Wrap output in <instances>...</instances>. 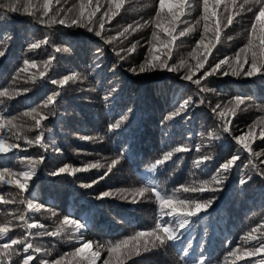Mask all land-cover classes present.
Wrapping results in <instances>:
<instances>
[{"label": "trees", "instance_id": "1", "mask_svg": "<svg viewBox=\"0 0 264 264\" xmlns=\"http://www.w3.org/2000/svg\"><path fill=\"white\" fill-rule=\"evenodd\" d=\"M78 2L67 0L64 3L61 0L65 9ZM167 2L174 4V0ZM187 3L191 7L185 8V15L177 24V40L173 43L169 64H179L181 60L195 64L189 53L203 32V6L202 0H187ZM240 3L243 0H237V8L232 9L233 12L239 10ZM100 4L97 17L108 6L107 0H100ZM158 6L159 0H124L119 14L110 23L105 18L102 35L105 38L115 37L111 44H105L104 40L84 28L61 25L49 28L22 12L8 13L6 9H0V49L7 47L6 56L0 58V90L10 86L30 89L26 94L6 100L0 105V114H21L30 107L41 105L54 89L60 90L39 77L36 82L25 83L24 76L27 74H21L13 82L12 77L25 58L43 62L55 56L50 78L60 79L72 73H79L82 77L62 90L56 105L57 114L46 122L51 129L45 132L49 142L47 150L28 146L21 140L14 141L21 145L20 150L0 155V168L6 166L14 170H21L23 157H46L30 190L24 193L26 199L43 207L39 211H31L18 202L0 203V223L11 220L10 227H13L9 236L0 242L24 237L25 229L20 228V222L15 219L20 212H25L30 222L44 226L32 229L33 233L55 232L65 217L80 220L86 225L80 232H74V226L68 224L63 225L65 231L57 236H31L29 239L41 251L32 252L34 260L30 264H40L41 260L50 264L65 253L73 252L80 246L81 233L83 240L92 241L93 250H96L97 244L107 245L108 242L126 239L137 231H150L160 219L158 202L150 192L146 193V197L150 198L134 197L132 193L135 189L147 185L171 195L181 186H192L193 182L198 186L200 181H210L219 166L237 153L241 159L226 173L223 185H211L217 188L216 191L184 193L181 189L176 193L181 198L210 199L213 203L209 208L191 218L183 229L173 224L177 227L178 238L175 241L133 256L125 264H200L201 258L206 260V264H255L260 258L235 260L228 253L238 247H247L241 238L253 228H264V176L257 171H264V156H249L232 138L242 135L251 123L264 116L261 110L264 109V79L230 74L210 76L201 82L200 87L211 91L201 92L196 84L181 79L184 69L180 72L157 69L140 74L129 71L138 67L145 58L147 42L153 30L151 18ZM217 12L221 14L222 23H226L228 11L223 2ZM253 19V13L242 12L233 25L224 29L221 42L217 45L218 51L214 49L209 57L213 64L225 56L233 57L247 43ZM145 20L150 22L148 26L132 31ZM126 28L127 39L119 35ZM185 28L194 30L179 36L178 32ZM157 31L163 38L164 33L160 29ZM45 35L51 36L53 44L27 51L29 43L43 39ZM65 40L72 42L71 50L55 53L53 46L61 45ZM137 41L136 51L130 56L126 51L121 52L126 59L120 60L116 52L121 48H130ZM236 96L244 97L245 104L240 106L234 118L228 114L227 118L232 120L230 134L223 133L220 127L223 121L212 109L218 104L221 108L231 106ZM189 97L193 103L186 114L166 119ZM201 100L204 102L201 103ZM122 118L120 126L110 131L109 125ZM211 132L217 133L220 138L210 140ZM36 134L35 131L28 133L31 137ZM197 145H200L199 152ZM180 146H187L189 151L175 153L171 159L150 171L158 159H163L168 151ZM56 148L61 151L56 152ZM253 151H264V141L257 140ZM204 155H211L213 159L200 168L194 167V161ZM113 159H117L118 163L109 172L108 166ZM94 163L102 167L74 176L54 177L49 174L63 164L84 167ZM242 178L247 181L243 185L240 184ZM93 181L96 183L93 184ZM83 184L92 186L84 188ZM103 192H109L110 196L98 199ZM0 194L5 199H11L12 195H16L17 201L20 199L12 186H0ZM124 196L127 198H121ZM134 199L136 202H133ZM53 212L56 215H52ZM163 219L167 222L171 218L165 216ZM253 235L259 236L260 232ZM15 247L22 251V245ZM107 255L105 247L97 264H103Z\"/></svg>", "mask_w": 264, "mask_h": 264}, {"label": "snow or ice", "instance_id": "2", "mask_svg": "<svg viewBox=\"0 0 264 264\" xmlns=\"http://www.w3.org/2000/svg\"><path fill=\"white\" fill-rule=\"evenodd\" d=\"M224 3L225 9L228 11L226 17L227 22L222 23L219 18L221 14L217 12ZM67 3V0H64ZM124 4V0H107V10L99 17L97 13L100 12L101 4L100 0H79L77 5H73L65 9L61 4V0H0V9H6L8 13H20L28 15L35 22L45 27H53L61 25L66 28H84L90 33H94L96 37L104 40L105 44H111L115 37L105 38L102 33L105 28V18L107 22H111L112 19L117 16ZM59 5V7H57ZM211 5V6H210ZM203 15L202 19L205 22L203 32L200 35V39L196 41V46L192 52L189 53L195 60V64H188L186 60H181L179 64H169V59L172 54L173 43L177 40V24L181 21V18L185 15V8L191 7L187 3V0H174V4L169 5L167 0H159V6L156 8L155 15L151 18L152 33L151 39L148 43V51L144 60L138 67L130 68L129 71L134 74H140L145 72H151L157 69L167 70L168 72H180L184 69V74L181 76L182 80L190 81L199 87L201 92L211 91L207 87H200L202 81H206L208 77L215 75H233L244 76L246 78H261L264 79V0H243V3L239 4V10L233 12L232 9L237 8V0H202ZM247 6V7H246ZM242 12L253 13L254 19L251 21L250 29L247 34V43L240 48L233 57L225 56L218 62H213L209 59L213 55V50L217 49V45L221 42L222 33L224 29L233 25L236 17L240 16ZM149 21L145 20L143 24L137 25L132 29L133 32L138 29H142L149 25ZM131 27V26H129ZM157 29H160L164 33V37L158 33ZM194 29L185 28L178 32V35L183 37ZM128 32L126 28L123 33H119L120 36H125ZM211 33L209 36L208 34ZM6 37V34H4ZM231 39V37H228ZM205 41H207L205 43ZM53 44L50 35H45L43 39H39L35 42L27 45V51L40 49L42 46ZM63 45V46H61ZM61 45H54L53 50L55 53L68 52L71 50L72 42L65 40L61 42ZM139 45V41L132 44L130 48L123 49L116 52V55L120 60H125L126 56L121 55V52L127 53V55L133 54ZM202 49V51H200ZM7 47L0 49V58L6 56ZM55 56L49 57V59L43 62H37L35 59L25 58L22 61V66L17 69L16 74L12 77L15 82L21 74H27L24 76L25 83L32 81L36 82L37 77L43 81H50L52 85L58 86L60 90H53L52 94L47 95L43 103L37 107H30L23 113L18 115H6L0 114V155H7L14 153L16 150L21 149V145L14 141H24L28 146H35L40 149L47 150L49 148V142L46 139L45 132L51 131L48 128L47 121L52 116L57 114L56 105L59 103V97L62 95V90L70 83H75L82 79L79 73H72L70 75H64L60 79L50 78V71L53 70ZM208 65L206 68L205 65ZM36 71L33 72L32 70ZM198 73H201L197 76ZM30 91L29 88L24 87L17 89L15 87H4L0 90V105L4 104L6 100H12L15 97L26 94ZM201 103L204 101L201 100ZM193 101L191 97L185 99L179 104V107L171 113L166 119H173L177 115H184ZM245 104V98L236 96L231 103V106L225 105L223 108L218 104L212 109L213 113L217 115L219 119L223 121L220 125L223 133L230 134L231 119H228V114L234 118L237 110L241 105ZM219 109V111H217ZM264 111V109H261ZM123 118L117 121L115 124L109 125V130L118 128L122 123ZM257 129L259 131L257 132ZM36 132L34 137L28 135L30 132ZM220 137L215 132L209 133V139L215 140ZM235 140L236 145L240 147L249 156H264V151L254 152L253 145L257 140L264 141V116L257 118L253 123L248 126V130L242 135H235L232 137ZM81 139H88L87 137H81ZM13 141V142H10ZM196 150L200 151V145L196 146ZM56 152H60L61 149L56 148ZM189 149L187 146H180L168 151L163 159H158L155 164L152 165L150 171H154L158 165L165 163V161L171 159L175 153L187 152ZM46 157L43 155L27 156L21 159V170H14L10 167L0 168V186L7 185L12 186L17 190V194L20 199L17 201L16 195H12L11 199H5V196L0 194V203H20L26 205V208L31 211H39L43 206L34 203L31 199H26L24 193L30 190L34 178L37 176L38 169L41 164L44 163ZM213 159L211 155H204L194 161V167L200 168L206 162ZM241 157L239 154L232 155L225 163H222L216 170V174L211 177L210 181H200L197 186L193 182L192 186H181L173 191L171 195L162 193L156 187L144 186L135 189L132 193L134 197H146V193H152L155 196V201L159 205L160 219L157 220L155 227L150 231H137L134 235L127 237L123 240H118L115 243L108 242L105 244H97L96 250H93L92 241H84L81 233L79 238L80 246L76 247L73 252L65 253L58 259L52 260L50 264H82L86 261L87 264H97V260L101 258V251L105 249L107 251V258L103 260V264H125L126 260L132 259L133 256H140L142 252L151 251L157 247H162L169 242L175 241L177 236V227L183 229L190 219L196 217L202 211L206 210L213 203L212 200L198 201L195 199H189L187 197L181 198L176 195L181 189L184 193L188 192H205L216 191L217 188L211 185H223L227 179L226 173L230 172L232 167L236 164ZM118 163L117 159H113L108 166V171L111 172L112 167ZM251 164V161H249ZM102 165L90 164L84 167H74L69 164H63L56 170L49 174L54 177L62 175L74 176L80 172L89 171V169L100 168ZM255 168V165H252ZM258 174L264 176V171L257 170ZM107 175V173H105ZM245 179L240 180V184H245ZM93 184L96 181L92 182ZM92 184H83L82 187L89 188ZM109 192H103L98 196V199L109 197ZM126 199L127 197H121ZM133 202H136L135 199ZM52 215H56L54 212ZM171 218L165 222L163 217ZM15 219L20 223L18 226L25 229V235L23 238H12L9 242H0V264H30L34 260L32 252H40L41 249L35 247L29 239L33 235H47L57 236L65 231L63 225H73L74 232H80L85 228V223L80 220L69 219L65 217L61 222V226L57 228L55 232H37L33 233L32 229L43 228L42 224L38 222H30L25 212H20L15 215ZM12 221L9 220L5 223H0V240H4L9 236V233L13 231V227H10ZM257 231L260 235H253ZM247 247L236 248L228 253L229 256L235 257V260H243L248 257L260 258L256 260L255 264H264V228H253L252 231L241 238ZM254 242V243H249ZM22 245V251L17 247ZM40 264H49L47 260H41ZM200 264H206V260L201 258Z\"/></svg>", "mask_w": 264, "mask_h": 264}]
</instances>
